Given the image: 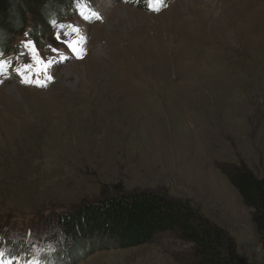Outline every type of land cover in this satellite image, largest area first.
I'll return each instance as SVG.
<instances>
[{"label": "rangeland", "instance_id": "1", "mask_svg": "<svg viewBox=\"0 0 264 264\" xmlns=\"http://www.w3.org/2000/svg\"><path fill=\"white\" fill-rule=\"evenodd\" d=\"M151 1L72 0L49 31L29 22L40 42L13 37L22 48L0 68L5 259L196 264L167 233L128 249L76 248L54 218L106 192L150 190L224 230L241 264H264L253 210L223 173L245 165L264 178V0H164L158 13L145 10Z\"/></svg>", "mask_w": 264, "mask_h": 264}, {"label": "trees", "instance_id": "2", "mask_svg": "<svg viewBox=\"0 0 264 264\" xmlns=\"http://www.w3.org/2000/svg\"><path fill=\"white\" fill-rule=\"evenodd\" d=\"M69 4L72 0H0V61H6L4 57L9 53L17 55V48L22 45H15L12 39L28 32L31 20L49 31L50 25L60 17L61 8ZM144 8L157 12L162 7L148 5ZM28 33L34 42L41 41L39 32ZM27 70L21 68L20 71ZM223 173L243 204L253 210L252 222L264 248V178L256 177L245 165L223 170ZM40 213L41 218L51 220V214ZM54 218L63 237L76 248L86 245L93 252L128 249L148 244L156 235L167 233L192 246L196 264H241L236 245L224 230L189 204L160 191L106 192L93 204ZM20 232L24 236V232ZM49 255L52 254L45 256Z\"/></svg>", "mask_w": 264, "mask_h": 264}, {"label": "snow or ice", "instance_id": "3", "mask_svg": "<svg viewBox=\"0 0 264 264\" xmlns=\"http://www.w3.org/2000/svg\"><path fill=\"white\" fill-rule=\"evenodd\" d=\"M25 35L27 36L28 34L26 33ZM56 39H57V41H59L61 39L60 34L56 35ZM76 43L77 42H75V41L73 43H68V44H66V47L69 48L74 54L78 55L77 49H76V47H74V44H76ZM24 47L26 49L30 50L29 55H30L31 59L35 61V63L37 65H44L45 66L44 68H41L40 70H42V71L45 70L46 64L43 61V58L38 55V49L35 47L34 42H32L30 40L25 41ZM78 58H82V57H78ZM2 67H3V61H0V68H2ZM49 79H50V77H49ZM22 82L30 83V81H22ZM37 86L42 87L44 85L40 84L37 81ZM41 251H43V250H41ZM5 256H6V253H4L3 251H0V264H50V261L42 262L41 259L36 255H33L32 258L28 259V260H24L22 257L13 258L10 255H8L7 259H5Z\"/></svg>", "mask_w": 264, "mask_h": 264}]
</instances>
